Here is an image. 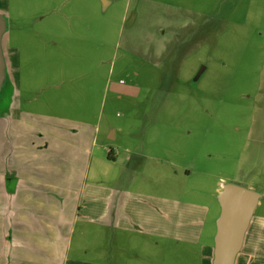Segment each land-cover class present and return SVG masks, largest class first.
<instances>
[{
  "label": "rangeland",
  "instance_id": "obj_1",
  "mask_svg": "<svg viewBox=\"0 0 264 264\" xmlns=\"http://www.w3.org/2000/svg\"><path fill=\"white\" fill-rule=\"evenodd\" d=\"M106 1L104 10L102 0H0L8 82L0 93V176L11 179L0 191L30 195L33 207L57 211L75 230L67 264H111L98 258L127 218L111 214L119 193L110 181L112 163L101 156L131 126L160 122L169 147H209L214 156L206 164L226 159L235 173L239 136L252 110L264 109V0ZM155 167L142 182L150 194L134 189L128 225L145 233L130 244L128 258L211 264L199 243L209 207L184 196L183 177ZM232 179L229 173L223 182ZM174 189L185 198L167 197ZM259 224L255 215L244 247L258 241L255 252L264 257ZM97 225L104 227L96 233ZM83 229L86 237L76 239ZM25 233L0 213V264L9 259L12 239L25 241Z\"/></svg>",
  "mask_w": 264,
  "mask_h": 264
},
{
  "label": "crops",
  "instance_id": "obj_2",
  "mask_svg": "<svg viewBox=\"0 0 264 264\" xmlns=\"http://www.w3.org/2000/svg\"><path fill=\"white\" fill-rule=\"evenodd\" d=\"M11 86L13 85L10 82L9 87ZM251 115L250 122L244 125L245 128L239 136L244 144L235 173L231 172L230 164L226 159L219 166L207 165L206 162L211 161L214 156L209 147L203 145L197 147L177 145L174 149L169 147L166 132L160 122L144 119L140 120L135 128L131 126L130 130L126 132L125 140L121 139L120 144L116 148L114 147L117 162L110 165V181H112L113 191L119 193V196L113 198L111 214H114L115 220L122 217H125V220L127 218V225L124 230L122 228L114 244L109 247L108 253L102 250L98 262L105 260L111 264L123 261L127 264H144L137 258H128L132 253L130 244L144 235V228L128 224L129 221L134 222L132 210L135 192L138 196L150 194L142 182L145 181V177L149 176L147 170L156 169L155 165H158L163 173H165L163 167H167L171 175L174 173L183 177L184 183H178L183 194L184 191L186 192L184 196H188L191 202L200 205L202 201L210 203L211 221L207 220L204 224L199 243L206 244L207 261L211 264H215L216 261L217 223L221 215V210L218 212V197L225 185L224 177L230 173L233 177L232 184H239L253 192L256 198L244 231L241 248L236 253L233 264H264V257L255 252V249L262 248L258 241L254 246L248 245L247 249L244 247V244L247 245L245 236L255 215L260 222L259 229L262 228L264 222V109L255 108ZM114 132L108 136L109 141L116 139ZM179 139L181 138L179 137ZM38 148L40 150V147ZM251 148H254L253 153L250 152ZM247 150L248 158L246 157ZM108 151L109 149L106 150V153ZM106 153L101 156L103 160ZM172 155L176 161L171 160ZM250 159H252V164L246 167V161ZM157 178L161 180L160 176ZM3 180L11 181V179L7 180V177L0 176V183ZM0 195L5 196L3 191H0ZM167 197L178 200L185 198L178 197L175 189ZM4 200L5 203L2 204L0 211L1 218L5 220L12 216L19 228L26 229V233L24 234L25 241L12 239L11 250L8 252L9 259L3 264H58L59 260L61 264H67L63 257L68 255L69 241L73 239L75 230L69 229L67 225L59 221L60 219L56 217L57 211L38 206L33 207L36 205L31 203L30 195L27 194L20 196L6 194ZM118 208H123L125 214H121ZM103 227L104 225H97L94 231L97 233V229ZM210 230L212 235L209 237ZM80 232L81 234L76 239L85 238L88 234V231L84 229ZM123 233L125 240L121 237ZM19 237L22 238V234H19ZM256 254L260 257H257Z\"/></svg>",
  "mask_w": 264,
  "mask_h": 264
},
{
  "label": "water",
  "instance_id": "obj_3",
  "mask_svg": "<svg viewBox=\"0 0 264 264\" xmlns=\"http://www.w3.org/2000/svg\"><path fill=\"white\" fill-rule=\"evenodd\" d=\"M7 30V22L0 15V93L6 81V63L2 50V38ZM256 195L250 190L227 185L219 196L221 215L217 223L215 242V264H233L240 250L244 231L247 227Z\"/></svg>",
  "mask_w": 264,
  "mask_h": 264
},
{
  "label": "flooded vegetation",
  "instance_id": "obj_4",
  "mask_svg": "<svg viewBox=\"0 0 264 264\" xmlns=\"http://www.w3.org/2000/svg\"><path fill=\"white\" fill-rule=\"evenodd\" d=\"M102 2H103V8H104V10H106L108 7H109V3L106 1V0H102ZM109 153H111V155H112V157H113V161L111 162L112 164H114V163H116L117 162V154H116V150H115V148L114 147H112L109 151H108V153H107V155L109 154ZM107 155H106V159H107ZM227 185H236V186H240L239 184H225L223 187H222V191H223V189H224V187L225 186H227ZM240 187H242V186H240ZM243 188H245V187H243ZM247 189V188H246ZM221 191V192H222ZM220 196V195H219ZM201 204H206L208 207H209V216H208V218H207V220H209V221H211V209H210V203H206V201H202V203ZM218 204H219V211L218 212H220V210H221V204H220V202H219V197H218ZM218 208H217V210H218Z\"/></svg>",
  "mask_w": 264,
  "mask_h": 264
},
{
  "label": "trees",
  "instance_id": "obj_5",
  "mask_svg": "<svg viewBox=\"0 0 264 264\" xmlns=\"http://www.w3.org/2000/svg\"><path fill=\"white\" fill-rule=\"evenodd\" d=\"M5 83H8V82H7V77H6V81H5ZM107 160L110 161V162H112V161L114 160L113 157H112V155H111V153H109V154L107 155Z\"/></svg>",
  "mask_w": 264,
  "mask_h": 264
}]
</instances>
